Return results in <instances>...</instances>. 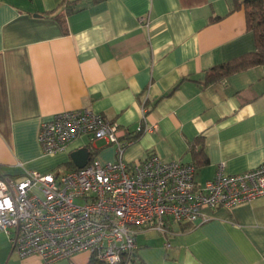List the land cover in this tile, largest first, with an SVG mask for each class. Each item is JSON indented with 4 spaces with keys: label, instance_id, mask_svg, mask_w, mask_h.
I'll return each instance as SVG.
<instances>
[{
    "label": "crops",
    "instance_id": "0c3cea01",
    "mask_svg": "<svg viewBox=\"0 0 264 264\" xmlns=\"http://www.w3.org/2000/svg\"><path fill=\"white\" fill-rule=\"evenodd\" d=\"M61 1L0 0L1 175L68 167L70 151L83 146L101 162L115 160L112 144L97 139L90 145L84 135L56 154L42 152L40 122L78 107L130 132L142 117L156 125L124 148L125 162L150 153L192 162L189 144L198 135L208 160L196 168L198 183L221 161L230 173L264 162V64L204 82L205 71L255 48L242 6L83 0L65 16L64 31L54 16ZM202 213L207 218L197 224L172 222L168 232L137 233L129 264H264V195ZM89 256L87 250L50 262L18 256L0 230V264H87Z\"/></svg>",
    "mask_w": 264,
    "mask_h": 264
},
{
    "label": "built area",
    "instance_id": "2783aa9c",
    "mask_svg": "<svg viewBox=\"0 0 264 264\" xmlns=\"http://www.w3.org/2000/svg\"><path fill=\"white\" fill-rule=\"evenodd\" d=\"M155 126L142 117L131 133ZM128 131L88 107L58 111L40 122L37 138L45 155L84 135L90 145L97 139L112 144L116 158L101 162L88 151L82 167L29 170L20 178L0 174V230L18 256L37 254L50 262L87 250L106 263L129 264L140 231L168 232L172 222L197 224L207 218L205 208L232 207L264 195V162L230 173L221 161L212 177L198 183L191 161L150 153L125 162L123 150L135 140Z\"/></svg>",
    "mask_w": 264,
    "mask_h": 264
},
{
    "label": "trees",
    "instance_id": "16d2710c",
    "mask_svg": "<svg viewBox=\"0 0 264 264\" xmlns=\"http://www.w3.org/2000/svg\"><path fill=\"white\" fill-rule=\"evenodd\" d=\"M82 1L83 0H62L56 6V9L59 8L61 11L56 12L54 16L61 22L64 31H66L65 16L81 9L83 7ZM240 6L243 7L245 12L246 28L253 33L255 48L229 59L224 64L215 65L205 71V83L221 80L235 71L264 64V0H232L231 9H236ZM56 9L49 11V13H52ZM147 111L148 108L145 107L144 114L147 113ZM131 132L128 131L126 136H133L135 139L139 136V134H132ZM189 150L191 152L192 163L196 168L207 163L205 141L202 135H198L190 141ZM89 154H92L91 150H89ZM67 166L68 168L76 167L71 161L67 162ZM87 264L110 263L101 261L90 254ZM112 264H124V260L120 259V261Z\"/></svg>",
    "mask_w": 264,
    "mask_h": 264
},
{
    "label": "water",
    "instance_id": "95a60500",
    "mask_svg": "<svg viewBox=\"0 0 264 264\" xmlns=\"http://www.w3.org/2000/svg\"><path fill=\"white\" fill-rule=\"evenodd\" d=\"M70 159L76 167H82L88 160V148L86 146L78 147L70 151Z\"/></svg>",
    "mask_w": 264,
    "mask_h": 264
},
{
    "label": "rangeland",
    "instance_id": "374dc122",
    "mask_svg": "<svg viewBox=\"0 0 264 264\" xmlns=\"http://www.w3.org/2000/svg\"><path fill=\"white\" fill-rule=\"evenodd\" d=\"M76 202H82V200L81 199H76Z\"/></svg>",
    "mask_w": 264,
    "mask_h": 264
}]
</instances>
